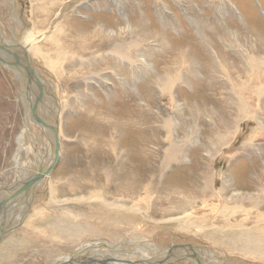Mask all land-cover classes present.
Instances as JSON below:
<instances>
[{"label":"rangeland","instance_id":"374dc122","mask_svg":"<svg viewBox=\"0 0 264 264\" xmlns=\"http://www.w3.org/2000/svg\"><path fill=\"white\" fill-rule=\"evenodd\" d=\"M232 1L235 3V7L237 6V12L233 11L227 17L229 13L227 14L223 10L220 11L221 4L217 5L216 0H0V43L5 48L4 56L14 62L19 61L17 65L22 73L27 69L31 73L30 68L26 64L29 60L33 63L32 66H36L43 78L53 83L51 90L46 88L45 93L48 96L46 95L43 98L44 100H41V103L38 102L39 105L37 104L34 107H36L38 115L49 122L57 120L55 114H57L59 107L61 120L59 118L60 126L56 128V135L62 150L59 159L54 161L57 164L53 167L54 163L50 164L47 158V156H54L53 149L55 147L50 141L54 137L52 128H46L48 131H45L47 132H41L38 125H35L34 122L31 124L32 130L36 132V135L43 137L46 135L41 144L33 143L31 141L33 136L29 138V134H25V131L22 132L26 126L24 107H28L27 109L29 110L32 109L31 106L33 105L30 98L32 87L28 84L27 78L18 75L20 72L14 66L13 70L9 66L6 68L0 61V186L12 184L11 181L17 177V163L14 157L17 155L18 149L21 155V157H18L19 161L21 159V161L27 162L25 168L30 173L35 170L34 168L38 167L34 164V160L37 157L41 158L40 155L46 157L44 164L49 163L43 169L46 176L42 179L43 181L41 180L40 185L38 184L39 186L35 187L36 192L34 191L35 194H33L31 200L26 201L27 199H23L20 203H15L16 205L14 204L15 200H10L7 205L9 206L11 203L12 205L9 208L8 206H6L7 209L0 208L1 211H5V214L2 215L3 217L0 216L1 227L5 226L4 230L8 227L14 228L12 231H7L6 233H9L5 234L2 237L3 239L0 238V264H50L55 261L58 262L59 259L62 260L63 257L66 258L83 243L97 239L96 236L104 238L105 241L119 242L124 238H129V235L134 231V236L143 238L139 239V241L150 242V240H153V244H157L160 247L172 248L183 243L200 246L204 252L201 258L207 257V259H203L204 264L214 263L208 257L209 250L215 252L218 259L222 261L220 262L221 264H264V262H254L255 260L248 256H243L239 252L225 248L223 250V246H215L208 240L212 236L211 234L204 237L207 230L211 227L221 228L236 224L235 228H238V226L249 228L254 224H264V221L260 219L261 214L264 216V205H261L260 210L253 207L254 200L252 199H254V195H252V192H257L258 189L251 178L253 169L256 168L254 173L262 177L261 180L263 182H257L259 188L261 186L260 191L264 194V97L259 104L254 88L248 86V89L246 87L242 89L239 81H237L240 73L250 72L249 68L245 71V66L251 63L250 56L253 53H259L258 50H253V44H256L254 49L258 46L260 50L262 49L259 42L254 41V38L264 37V30L255 31L248 26L246 28L244 24H260L264 28V0ZM160 10H162L164 16L160 13ZM165 10L167 11L164 12ZM124 13L127 18H124ZM126 19L132 20L129 21L133 25H135V22L137 25L139 24L138 26L135 25L137 29L134 28V32H128V29H126L128 22ZM198 22H201L200 25ZM100 24L101 26L104 25L103 31L105 32L100 31L97 26ZM56 27L59 28L57 29ZM106 27L109 28L107 29ZM109 29H117L118 31L116 30L117 33L110 34ZM30 32L40 34L43 39L40 38L34 44V47L28 50L24 45V36ZM54 32L59 33V36L61 34V49L48 53L52 61L47 63L36 55L34 48L39 45L44 52L50 51L51 49L46 46V40ZM97 33L99 36H96ZM139 35H143L144 39L148 37L150 40L147 41L153 43V48L148 51L147 55L149 60L151 59L150 62L152 61L151 63L154 62L155 64L152 68H141V74L145 75L144 78L149 75L154 80L162 79L159 83H153L154 85L150 83L149 90L144 89L148 79L143 80V78V81L135 83L134 79L131 78L132 72L126 70L127 66L122 63L118 67V63H115L116 59L120 60L128 52L133 54L136 52L135 54H137L136 47L144 40L142 36L139 38ZM101 39L106 46L99 50L103 42ZM145 42L146 39L144 44ZM149 42H146V44L150 45ZM127 47L132 48L130 49L131 51L127 50L129 49ZM218 49L219 51L223 50L221 51L222 53L220 52L223 60L221 63L213 57V54L217 53ZM115 54L118 56L116 57ZM94 55L97 56L95 57ZM183 56L188 58L187 64L182 65L179 70L178 64L181 63ZM62 62L66 66L61 64ZM227 66L231 69L232 77H235L232 79L230 75L232 83L225 75L227 71L224 68ZM169 68L172 75H177V77L184 70L185 72L182 71L178 81L182 83L184 77H189L191 84H184L183 82L185 85L183 86L177 81V85H175L176 83L172 84V86L168 85L164 81H167L166 73ZM208 69L210 70L208 71ZM116 72H119L127 80L125 92ZM212 73L213 76H211ZM76 74L79 75L77 76ZM106 74L109 77L111 76L110 78L112 79L109 82L111 85L107 83L108 86L105 83ZM28 77L31 76L29 75ZM112 81L114 82L113 85ZM134 84L137 87L136 93ZM211 84L212 86L210 87ZM40 85H37L38 91ZM169 86L172 90L169 89ZM201 86L208 88L210 90L209 93L217 96L219 102H215L216 98L210 100L207 98L210 102L199 104L192 102L189 104V100V105L186 103L187 107L181 110V113L179 110L173 109L174 105L170 100L171 93L174 94L175 92L176 97L183 101L182 99L186 95L193 96L194 92L199 91L198 87L201 88ZM162 90L165 92H162ZM26 95L29 96V100L27 99L25 105L23 96ZM136 95L137 98L135 97ZM165 95L167 96L165 97ZM237 95L246 97V100L249 101L255 111L258 110V106L262 105L259 117H253L251 112L248 114L246 112L241 113L238 110L237 98H235ZM30 100L31 103H29ZM147 105L150 108L149 110ZM141 107L143 110H148V113L149 111L153 112V116L151 114L154 123L151 131L153 137L151 136L147 141V145H142L141 142H138V139H132L131 131L125 123L132 117H136L135 119L138 120V115L141 112L143 113ZM45 108L48 109V113L45 112ZM255 111L252 112L255 113ZM177 112L179 115H177ZM148 113L146 116H148ZM120 114H124V117ZM34 115L35 113H32V116ZM118 115L120 116L118 117ZM179 118H182V121ZM175 119L179 121L177 126L173 124ZM28 120L31 121L30 119ZM118 121L122 123L118 124ZM142 125H146V123ZM174 127H177V134L174 135L173 139L175 140H171L169 138L171 130L169 129ZM20 132L25 135L26 143H24V147L25 145H33V153L28 152L29 149L27 150V148H20L18 138L23 136L19 135ZM226 136L228 139H225ZM245 139L247 140L245 141ZM220 145H222L221 148ZM142 149L144 153L148 152L146 154L149 155V159L147 157V160L138 159V157H144L143 154L141 155L143 153ZM133 153L136 158H133ZM171 155L174 156L171 157ZM260 160L262 161L259 162ZM133 165L137 169L135 170L136 177H141V180L150 174L147 181L151 188H149L148 192L142 188L138 189L137 196H134V202L132 204L127 202L128 206L137 207V209H127L121 204H108V202H115L117 198H122L117 196L116 192V190L120 189L119 187L124 188V185L120 186L118 183V180L119 182L124 180L121 175L123 173L120 172L127 168L126 173L130 175L131 171H129L128 167ZM145 168L147 169L145 170ZM225 175L232 182L231 188L227 187V193L231 195L232 190L237 189L240 193H247L244 196L245 199H239V201L231 200L230 196L223 191L222 182ZM88 181H91L90 184L94 183L98 187H103L99 191L104 195L100 200H92L93 203L75 196L76 191L73 186L84 185ZM207 182L210 183V188H213L212 191L216 196H211ZM41 184L43 185L41 186ZM118 191L120 192V190ZM262 192L259 193L262 194ZM65 194L68 196H64ZM81 194L83 193H80V196ZM221 194L223 195L221 196ZM58 195L62 197L55 198ZM82 196H85V194ZM207 198H210V200ZM56 200L62 201L56 202ZM225 204L226 208L224 207ZM58 205H61V207ZM48 206L49 208L52 207L49 209ZM229 206H231V209L237 208L236 213L230 211ZM94 207L97 211H94ZM165 207L175 209L171 213L165 214ZM245 208L250 212L248 215L251 217V221L243 220L247 217L246 213L243 212ZM9 209L10 211L8 212ZM221 211H224L222 216ZM6 214L8 217L6 216L5 218ZM257 214L258 217H255ZM33 215L35 216L32 217ZM185 215L186 218L188 217V222H186ZM229 215L232 218L230 225L228 223V225L224 224V218L219 223L217 222V218L228 217ZM81 216L84 217L81 218ZM176 216L181 217L179 224L181 225L183 222L182 225L185 227L180 228L176 220L170 219ZM78 217L79 220L77 219ZM161 217H165L167 220H161ZM62 219L65 221H63L64 224L61 222ZM46 220H51V222ZM115 223L119 225L117 226ZM215 223L217 224L214 225ZM61 227L73 228L80 231V233L74 232L76 234H74L73 240L68 239L57 233L56 229ZM117 228L118 231L121 229L120 232L116 231ZM90 233L93 238H90ZM95 233H98V235H95ZM86 237L89 238L86 239ZM71 240L72 242H70ZM57 242L58 244H56ZM136 244L147 246L138 242ZM204 249L207 251H204ZM92 251L89 250V253ZM244 257H248V259ZM127 258H130V254H127ZM138 258L132 256L130 259ZM184 264L197 263L196 260L194 261V259L190 258V262Z\"/></svg>","mask_w":264,"mask_h":264},{"label":"bare ground","instance_id":"6f19581e","mask_svg":"<svg viewBox=\"0 0 264 264\" xmlns=\"http://www.w3.org/2000/svg\"><path fill=\"white\" fill-rule=\"evenodd\" d=\"M217 1V5L220 3L221 4V8L219 9L220 11L221 10H223L225 13H229L228 15H227V17L230 15V14H232V12L234 11L235 13L237 12L236 11V7H235V3L232 1V0H216ZM211 2H213V1H211ZM64 3V2H63ZM162 3V2H161ZM177 3V2H176ZM214 3V2H213ZM206 4V3H205ZM204 4V5H205ZM219 4V5H220ZM213 5H215V4H213ZM59 6H61V5H59ZM162 6H163V4H162ZM211 6V5H210ZM125 7V6H124ZM109 8V7H108ZM214 8V7H213ZM217 8V7H216ZM215 8V9H216ZM219 8V7H218ZM158 9V8H157ZM122 10V9H121ZM169 10V9H168ZM167 10H165L164 12H166ZM202 11V10H201ZM170 12V11H169ZM218 12V11H217ZM242 12V11H241ZM160 13L164 16V13L162 12V10H160ZM143 15V14H142ZM54 16V15H53ZM217 16V15H216ZM242 17V16H241ZM124 18H127V15L124 13ZM161 18H163V17H161ZM224 18V17H223ZM164 19V18H163ZM162 19V20H163ZM197 19V18H196ZM126 20H128V22H127V28L126 29H128V32H134L135 30H133L136 26L135 25H137L136 24V22H135V25H133V24H131V22L130 21H132V20H130V19H126ZM130 20V21H129ZM141 20V19H140ZM217 20H218V18H217ZM149 21V20H148ZM198 21V20H197ZM145 22V21H144ZM202 22V21H201ZM200 22V23H201ZM224 22V21H223ZM63 23V22H62ZM121 23V22H120ZM170 23V22H169ZM199 23V22H198ZM200 23H199V25H200ZM204 23V22H203ZM202 23V24H203ZM32 24V23H31ZM119 24V23H118ZM150 24V23H149ZM210 24H212V23H210ZM209 24V25H210ZM228 24V23H227ZM263 24V23H262ZM261 24V25H262ZM139 25V24H138ZM137 25V26H138ZM195 25V24H194ZM245 25V27L246 26H248L249 28H253L255 31H260V30H264V28H262L261 26H260V24H249V25H247V24H244ZM61 26V25H60ZM63 26V25H62ZM98 27H99V29H100V31H103L104 30V25H102L101 26V24L100 25H97ZM143 26V25H142ZM216 26V25H215ZM195 28H196V25L194 26ZM193 27V28H194ZM57 28V27H56ZM55 28V29H56ZM59 28V27H58ZM57 28V29H58ZM107 28V27H106ZM105 28V29H106ZM109 28V27H108ZM107 28V29H108ZM113 28V27H112ZM115 28V27H114ZM178 28V27H177ZM247 28V27H246ZM248 28V29H249ZM56 29V30H57ZM97 29V28H96ZM118 29V28H117ZM116 29V30H117ZM124 29V28H123ZM135 29H137V28H135ZM55 30V31H56ZM116 30H114V29H109V32H110V34L112 33V34H114L115 32H116ZM26 31H28V30H26ZM31 31H34V30H31ZM43 31V30H42ZM118 31V30H117ZM198 31V30H197ZM103 32H105V31H103ZM124 32V31H123ZM199 32V31H198ZM93 33H95L94 31H93ZM101 33V32H100ZM117 33V32H116ZM154 33V32H153ZM203 33V32H202ZM249 33H251V32H249ZM42 34V33H41ZM102 34V33H101ZM259 34V33H258ZM117 35V34H116ZM60 36H61V34H60ZM59 36V33H53V34H51V36H49V37H47V44H46V46L47 47H49V49H51L50 51H48L47 50V52H44L41 48H40V46L39 45H37L35 48H34V52H35V50H36V55L37 56H39L40 58H42L45 62H47V63H49V62H51L52 61V59H51V57L49 56V54L48 53H50V52H52L53 50H58V49H61V44H60V37ZM96 36H99L98 35V33H97V35ZM121 36V35H120ZM140 36H142L143 37V35H139V38H140ZM41 37H43V36H41L40 34H35V33H32V32H30L29 34H27V35H25L24 36V45H25V47L29 50V49H32L33 47H34V44L36 43V42H38V40L41 38ZM122 37V36H121ZM165 37V36H164ZM166 38V37H165ZM41 39H43V38H41ZM143 39H144V37H143ZM146 39V42H149V41H147V40H150L148 37L147 38H145ZM145 39L142 41V43L139 45V46H137L136 47V45H135V47H136V49H137V54H133L132 52H128V54L126 53V55L124 56V57H122V58H120V60H117L116 59V62L115 63H118V67L119 66H121L122 65V63L123 64H125L126 66H127V69L126 70H129V71H131L132 73V76H131V78L132 79H134V82L136 83L137 81L138 82H141V81H143V80H145V79H148V83L146 84V86H145V88L144 89H150V83H159L160 82V80H162V79H156V80H154L153 79V77L152 76H149L148 75V77H146V78H144L145 77V75H143V74H141L142 73V71H141V68H152L155 64H154V62L153 63H151L150 62V60H149V57H148V55H147V53H148V51H151L152 50V48H153V43H150V45H147L146 44V42H145V44H144V41H145ZM213 39V38H212ZM102 40V39H101ZM119 40V39H118ZM140 40V39H139ZM103 41V40H102ZM167 41V40H166ZM254 41H257V42H259V44H260V46H261V50H260V48H259V46L257 47V48H255L254 49V47L256 46V44H253V50H258L259 51V53H253L252 54V56H250V58H251V63H249V64H247L246 66H245V68H246V70L245 71H247V69L249 68V73H246L245 72V74H243V73H240L239 74V76H238V78H237V81H239V83H240V86H242L241 88L243 89V88H245L246 87V89H248V86H251V87H253L254 88V90H255V94L258 96V99H259V104H260V101L263 99V97H264V37L263 36H260V38H258V37H255L254 38ZM106 42V41H105ZM111 42H113V41H111ZM215 42V41H214ZM214 42H212V43H214ZM216 43V42H215ZM223 43V42H222ZM108 44H109V42H108ZM211 44V43H210ZM224 44V43H223ZM132 45V44H131ZM131 45H130V47H131ZM161 45V44H160ZM160 45H158V46H160ZM219 45H222V44H219ZM229 45V44H228ZM252 45V44H251ZM104 46H106V44L104 43V41L102 42V45H101V47L99 48V50H102L103 48H104ZM218 46V45H217ZM130 47H127V48H129V49H127V50H130V49H132V48H130ZM162 47V46H161ZM211 47H212V45H211ZM219 47V46H218ZM226 48H227V46H226ZM224 49V48H223ZM4 50V51H3ZM112 50H114V49H112ZM119 50V49H118ZM116 51H117V49H116ZM120 51V50H119ZM131 51V50H130ZM133 51V50H132ZM221 51H223V50H221ZM221 51H219V49H218V52L217 53H215V54H213L214 56L213 57H215V60L217 59L218 61H220V63H221V61H223L222 59H221ZM118 52V51H117ZM122 52V51H121ZM221 52V53H220ZM4 53H5V48L3 47V45L0 43V60L1 59H3V60H1V61H5V60H10V58L8 59V57H6V56H4ZM17 53H19L18 51H17ZM101 53V52H100ZM103 53V52H102ZM106 53V52H105ZM116 53V52H115ZM120 53V52H119ZM187 53V52H186ZM252 53V52H251ZM250 53V54H251ZM96 54V53H95ZM183 54H185V53H183ZM236 54V53H235ZM21 55H23L24 56V54H22L21 53ZM93 55V54H92ZM105 55V54H104ZM116 55V54H115ZM138 55V56H137ZM150 55V54H149ZM189 55V54H188ZM210 55V54H209ZM212 55V54H211ZM223 55V54H222ZM3 56H4V58H5V60H4V58H3ZM95 56V55H94ZM97 56V55H96ZM95 56V57H96ZM101 56V55H100ZM118 55H116V57H117ZM104 58H105V56H103ZM99 58V57H98ZM210 58V57H209ZM23 59V58H22ZM31 59V58H30ZM35 59V58H34ZM77 59V58H76ZM83 59V58H82ZM85 59V58H84ZM187 57H182V59H181V63L180 64H178L179 65V70H180V67L182 66V65H185V64H187ZM213 59V58H212ZM211 59V60H212ZM243 59V58H242ZM86 60V59H85ZM91 60V59H90ZM95 60H97V59H95ZM101 60V59H100ZM196 60V59H195ZM195 60H193V61H195ZM230 60V59H229ZM246 60V59H245ZM12 61V60H11ZM108 61V60H107ZM26 62V61H25ZM80 62H82V61H80ZM92 62V61H91ZM95 62V61H94ZM103 62V61H102ZM101 62V63H102ZM104 62H106L105 60H104ZM103 62V63H104ZM180 62V61H179ZM191 62V61H190ZM189 62V63H190ZM199 62V61H198ZM197 62V63H198ZM225 62V61H224ZM17 63H19V61H17L16 62V65L14 66V68L16 69V70H18L19 71V66L17 65ZM24 63V62H23ZM83 63V62H82ZM82 63H81V66H82ZM96 63H97V61H96ZM174 63V62H173ZM191 63H193V62H191ZM241 63V62H240ZM248 63V62H247ZM4 64V67H6L7 68V66H9L12 70H13V66H11V65H9V64H5V63H3ZM21 64H22V62H21ZM26 64L28 65V67L30 68V70H31V73L30 72H28L27 70H29V69H27V70H25V72L24 73H22L21 71H19L20 73L18 74V75H21V76H23V77H25V78H27L28 79V84L32 87V90L30 91V94H31V99H32V109H27L26 107H24L25 108V118H26V126L23 128V130H22V132L23 131H25V134H29L28 135V137L29 138H32V136H33V139L31 140L33 143H38V144H41L43 141H44V137L46 136H38V135H36V132H34L33 130H32V127H31V124L34 122L35 123V125H38L39 126V128L41 129V132H47L48 130V128L47 129H45L44 127H43V125L41 124V126L39 125L40 123H39V121L37 120V117L34 115V116H32V113H34L33 112V110L36 108V107H34V106H37V104H38V102H42L44 99L43 98H45V96L47 95L46 93H45V91H46V88L48 89V90H51L52 89V87H53V83L51 82V81H48V80H46L45 78H43V76L38 72V70H37V68H36V66H32L33 65V63H31L29 60L26 62ZM61 64H63V62L61 63ZM99 64V63H98ZM177 64V63H176ZM175 64V65H176ZM195 64H196V62H195ZM194 64V66H196ZM199 64V63H198ZM211 64V63H210ZM219 64V63H218ZM63 65H65V64H63ZM86 65V64H85ZM93 65H95L94 63H93ZM92 65V66H93ZM157 65V64H156ZM173 65V64H172ZM191 65V64H190ZM200 65V64H199ZM235 65V64H234ZM242 65V64H241ZM244 65V64H243ZM253 65V66H252ZM32 66V67H31ZM66 66V65H65ZM90 66V65H89ZM89 66H88V68H89ZM170 66V65H169ZM192 66V65H191ZM237 66V65H236ZM61 67V66H60ZM210 67V66H209ZM222 67V66H221ZM238 67V66H237ZM58 68V67H57ZM95 68V67H94ZM100 68V67H99ZM173 68V67H172ZM189 68H191V67H189ZM75 69V68H74ZM80 69V68H79ZM83 69H84V66H83ZM90 69V68H89ZM104 69V68H103ZM196 69V68H195ZM212 69H214V68H212ZM227 72H226V76H227V78H228V80L231 82V77H232V75H231V73H230V70L231 69H229V67L227 66L226 68H224ZM238 69H239V67H238ZM94 70V69H93ZM124 70V69H123ZM151 70V69H150ZM210 69H208V71H209ZM61 71V70H60ZM74 71V70H73ZM81 71V70H80ZM86 71H87V69H86ZM178 71V70H177ZM182 71H184V70H182ZM182 71L180 72V75H179V73H178V75H179V77L181 76V73H182ZM236 71H237V69H236ZM62 72V71H61ZM75 72V71H74ZM93 72V71H92ZM98 72V71H97ZM103 72V71H102ZM114 72V71H113ZM174 72V71H173ZM185 72V71H184ZM30 73V74H29ZM108 73V72H107ZM186 73H188V72H186ZM192 73V72H191ZM196 73V72H195ZM211 73V72H210ZM214 73V72H213ZM213 73H212V75L211 76H213ZM216 73V72H215ZM218 73H220V72H218ZM102 74H104V73H102ZM109 74V73H108ZM167 74V81H164V82H166L168 85H171L172 86V84H175V85H177L178 84V82L180 83V81H178L179 80V77H177V75H172V72H170V68L168 69V72L166 73ZM193 74V73H192ZM31 76V77H28V76ZM71 75V74H70ZM77 75V74H76ZM79 75V74H78ZM77 75V76H78ZM88 75V74H87ZM99 75V74H98ZM116 75L120 78V81H121V85H122V87H123V91L125 92L126 90H125V84H126V82H127V80H126V78H124L119 72H116ZM204 75H205V73H204ZM230 75H231V77H230ZM234 75V74H233ZM58 76V75H57ZM60 76V75H59ZM58 76V77H59ZM68 76V75H67ZM100 76H102V75H100ZM106 78H105V83H106V85H107V83L108 84H110L109 82H111V76L109 77L107 74H106ZM158 76V75H157ZM186 76V75H185ZM187 76H188V74H187ZM215 76H217V74H215ZM221 76V75H220ZM61 77V76H60ZM63 77V76H62ZM64 77H66V76H64ZM73 77H74V75H73ZM98 77V76H97ZM160 77V76H159ZM166 77V76H165ZM176 77V78H175ZM182 77H184V76H182ZM71 78V77H70ZM82 78V77H81ZM144 78V79H143ZM224 78V77H223ZM235 78V77H234ZM233 77H232V79H234ZM75 79V78H74ZM77 79V78H76ZM80 79V78H79ZM100 79V78H99ZM102 79V78H101ZM143 79V80H142ZM211 79H212V77H211ZM217 79V78H216ZM64 80H65V78H64ZM140 80V81H139ZM164 80V79H163ZM181 80V79H180ZM90 81V80H89ZM129 81V80H128ZM133 81V80H132ZM178 81V82H177ZM183 82H184V84L185 83H190L191 84V81L189 80V77L187 78V77H184L183 78V80H182ZM197 81V80H196ZM62 82H64V81H62ZM113 82V81H112ZM130 82V81H129ZM183 82L182 83H180L181 85H183V86H185L184 84H183ZM74 83V82H73ZM102 83V82H101ZM104 83V84H105ZM165 83V84H166ZM213 83V82H212ZM232 83V82H231ZM38 84H41L38 88H39V91H38V89H37V85ZM57 84H59V83H57ZM72 84V83H71ZM76 84V83H75ZM88 84H90V83H88ZM99 84V83H98ZM114 84V82L112 83V85ZM164 84V85H165ZM111 85V84H110ZM140 85V84H139ZM154 85V84H153ZM207 86H208V84H206ZM205 85V86H206ZM214 85V84H213ZM231 85V84H230ZM233 85V84H232ZM68 86V85H67ZM108 86V85H107ZM193 86V85H192ZM206 86V87H207ZM212 86V84L210 85V87ZM217 86V85H216ZM226 86H228V85H226ZM127 87V86H126ZM163 87H165V86H163ZM170 87V86H169ZM178 87V86H177ZM181 87V86H180ZM186 87H187V85H186ZM206 87H203V86H201V88L200 87H198V90L199 91H197V92H194V95L193 96H187L186 95V97L185 98H183L182 100L183 101H181V100H179L177 97H176V93L174 92V94H172L171 93V95H170V100L173 102V105H174V108L173 109H176V110H179V112L181 111V110H183V109H185V107H187L186 106V103H187V105H189V104H191L192 102H197L198 104L199 103H206V102H210L209 100L210 99H214V98H216V101L215 102H219V99H218V97L217 96H213V95H211L210 93H209V89L207 88L206 89ZM115 88H116V86H115ZM154 88V87H153ZM161 89H162V87H160ZM166 88V87H165ZM233 88V87H232ZM170 90H172L171 89V87L169 88ZM168 89V90H169ZM179 89V88H178ZM181 89H184V90H186L185 88H181ZM188 89V88H187ZM213 89V88H212ZM215 89V88H214ZM41 90V91H40ZM134 90H135V93L137 92V87H136V85L134 84ZM133 90V91H134ZM153 90H155V89H153ZM152 90V91H153ZM165 90V89H164ZM233 90V89H232ZM56 91V90H55ZM132 91V90H131ZM139 91V90H138ZM166 91V90H165ZM165 91H163L162 90V92H165ZM193 91V90H192ZM213 91V90H212ZM215 91V90H214ZM243 91V90H242ZM88 92V91H87ZM166 93H168V92H166ZM246 93V92H245ZM66 94V93H65ZM79 94V93H78ZM125 94V93H124ZM157 94V93H156ZM183 94V93H182ZM192 94V93H191ZM226 94V93H225ZM135 95V94H134ZM169 95V94H168ZM180 95V94H179ZM222 95V94H221ZM231 95H232V93H231ZM48 96V95H47ZM128 96V95H127ZM159 96V95H158ZM163 96H164V93H163ZM167 95H165V97H166ZM178 96V95H177ZM227 96V95H226ZM252 96V95H251ZM51 97V96H50ZM56 97V96H55ZM136 98H137V95L135 96ZM222 97H223V95H222ZM234 97V96H233ZM23 98H24V101H25V105H26V102H27V99L29 100V96H23ZM144 98V97H143ZM180 98V97H179ZM207 98H209V100H207ZM235 98H237V103H238V110L242 113V112H246L247 114L249 113V112H251L252 113V115H253V117H259V112L260 111H262V105L261 106H258V110H253V107H252V105L249 103V101H247L246 100V97H244L243 95H237V97H235ZM56 99H57V97H56ZM199 99H201V100H199ZM224 99V98H223ZM230 99V98H229ZM42 100V101H41ZM124 100V99H123ZM169 100V101H170ZM190 100V103L188 102ZM200 102H199V101ZM226 100V99H225ZM228 100V99H227ZM231 100V99H230ZM256 100V99H255ZM23 101V102H24ZM122 101V100H121ZM142 101V100H141ZM146 102V101H145ZM151 102V101H150ZM149 102V103H150ZM155 102V101H154ZM213 102V101H212ZM233 102H234V100H233ZM253 102V101H252ZM257 102V101H256ZM29 103H31V100H30V102ZM29 103H28V105H29ZM143 103H144V101H143ZM189 103V104H188ZM214 103V102H213ZM255 103V102H254ZM44 104V103H43ZM42 104V105H43ZM146 104V103H145ZM145 104H143L144 106H145ZM160 104V103H159ZM232 104V103H231ZM236 104V103H235ZM39 105V104H38ZM142 105V104H141ZM47 108H49L47 105H45ZM125 106H127V105H125ZM148 106V105H147ZM160 106V105H159ZM43 107V106H42ZM57 107H58V105H57ZM130 107V106H129ZM257 107V106H256ZM256 107H254V108H256ZM146 108V107H145ZM264 108V107H263ZM46 109V108H45ZM141 109H142V111H143V113L141 112V111H139V112H141L140 113V115H138L139 116V118H138V120L137 119H135L134 117H132V118H130L129 120H128V122L127 121H125V123H126V126H127V128H129L130 129V131H131V138L132 139H138L139 141L138 142H141L142 143V145L143 144H148L147 143V141L151 138V136L153 137V135H151V131H152V129H153V112H151V111H149V113H148V110L150 109L149 108V106H148V110L146 111V110H143V108L141 107ZM158 109V108H157ZM161 109V108H160ZM47 110L48 109H46V113H48L47 112ZM123 110V109H122ZM133 110V109H132ZM159 110V109H158ZM157 110V111H158ZM53 111V110H52ZM214 111V110H213ZM252 111H255V113H253ZM128 112V111H127ZM54 113H55V111H54ZM119 113V112H118ZM147 113H148V116H146L147 115ZM181 113V112H180ZM59 107H58V109H57V114H55V116L57 117V120H55V121H53V122H49L48 120H45V122H46V124L49 126V127H52V131L53 132H55L54 131V129L53 128H57L58 126H60L59 125ZM144 114V115H143ZM151 114H152V116H151ZM45 115V114H44ZM120 115H122V114H120ZM120 115H118V117L120 116ZM124 115V114H123ZM122 115V116H123ZM126 115V114H125ZM130 115V114H129ZM136 115V116H137ZM177 115H179L178 114V112H177ZM182 115V114H181ZM43 116V115H42ZM132 116H133V114H132ZM124 117V116H123ZM177 118V117H176ZM28 119H30L31 121H29ZM35 119V120H34ZM126 119V118H125ZM180 119V118H179ZM182 119V118H181ZM180 119V120H181ZM184 119V118H183ZM258 119V118H257ZM60 120H61V118H60ZM119 120V119H118ZM122 120H124V119H122ZM222 120H224V119H222ZM254 120V119H253ZM171 121V120H170ZM169 121V122H170ZM182 121V120H181ZM178 119H175V121H174V125L176 124V126L177 125H179L178 124ZM264 122V121H263ZM122 122H120V121H118V124H121ZM144 123H146V125H142V124H144ZM184 123V122H183ZM165 125V124H164ZM182 126V125H181ZM181 126H179V127H181ZM184 126V125H183ZM163 127V126H162ZM226 127V126H225ZM171 128V127H170ZM175 128V129H174ZM173 129H169V130H171V132H170V134H169V138L172 140L173 138H174V135L175 134H177V127H174ZM261 128V127H260ZM201 129V128H200ZM263 129H264V127H263ZM45 130H47V131H45ZM237 130V129H236ZM255 130V129H254ZM22 132H20V134L19 135H23V133ZM179 132V131H178ZM258 132V131H257ZM261 132V131H260ZM159 133V132H158ZM180 133V132H179ZM229 133V132H228ZM254 133V132H253ZM43 134V133H42ZM41 134V135H42ZM48 134V133H47ZM54 134V137L52 138V139H50V141H51V143H53L54 144V147H58V144H59V153H58V159H59V157H60V155H61V144H60V141H59V139H58V137H57V135H56V132L55 133H53ZM167 134V133H166ZM235 134H237V133H235ZM18 135V136H19ZM220 135V134H219ZM256 135V134H255ZM257 136V135H256ZM166 137H167V135H166ZM217 137V136H216ZM250 138V140H251V136L249 137ZM248 138V139H249ZM163 139V138H162ZM225 139H228L227 138V136H226V138ZM232 139H233V137H232ZM18 140H19V143H20V148H27V150H28V152H32L33 153V145H29V146H26L25 145V147H24V143H26L25 142V135H23V136H20V138H18ZM46 140H47V138H46ZM173 140H175V139H173ZM177 140H179V139H177ZM183 140V139H182ZM247 139H245V141H246ZM253 140V139H252ZM255 140V139H254ZM145 141H146V143H145ZM155 142V141H154ZM50 143V144H51ZM135 143V142H134ZM150 143H152V142H150ZM214 143V142H213ZM225 143V142H224ZM248 143V142H247ZM255 143V142H254ZM253 143V144H254ZM136 145V144H135ZM146 145H145V147H146ZM43 146V145H42ZM152 146V145H151ZM221 146L222 145H220V148H221ZM53 147V146H52ZM55 148V150L57 151L58 150V148ZM134 147V146H133ZM136 147V146H135ZM167 147V146H166ZM189 147V146H188ZM242 147H243V145H242ZM138 148H139V146H138ZM169 148V147H168ZM49 149V148H48ZM141 149V148H140ZM145 149V148H144ZM54 150V149H53ZM146 150L148 151V149L146 148ZM155 150V149H154ZM186 150V149H185ZM221 150V149H220ZM250 150V149H249ZM129 151V150H128ZM142 151H143V149H142ZM150 151V150H149ZM171 151V150H170ZM248 151V150H247ZM40 152H41V150H40ZM125 152H126V150H125ZM241 152V151H240ZM138 153V152H137ZM140 153H141V151H140ZM146 153H148V152H145L144 153V151H143V153H141V155L143 154L144 155V157L143 158H141V157H138V159H143V160H147L146 159V157L149 159V155L148 154H146ZM41 154H42V152H41ZM48 154V153H47ZM136 154V153H135ZM35 155V154H34ZM117 155V154H116ZM127 155H128V152H127ZM139 155V154H138ZM216 155H217V153H216ZM30 156V155H29ZM46 156V155H45ZM132 156H133V158H136L135 156H134V153L132 154ZM172 156H174V155H171V157ZM221 156V155H220ZM230 156V155H229ZM18 157H21V155H20V152H19V149H18V152H17V155L14 157V160L16 161V163H17V171H16V173H17V177H16V179H14L13 181H11L12 182V184L10 183V184H3V185H1L0 186V208H6V206H8L7 204H9V202H10V200H15V202H14V204L15 203H20L23 199H27L26 201H28V200H31V198L33 197V194H35L34 193V191H35V187L39 184V183H41L43 180V178L46 176L45 175V172H43V169L44 168H46L45 166H46V164H51L52 162L54 163V161L56 160V157L55 156H51V157H48L47 156V158L49 159V163H45L44 164V161L46 160V157H44V155H40V157L41 158H34L35 160H34V164H36L38 167L37 168H34L35 170H33V172H29V170L28 171H26V168H25V166L27 165L25 162H23V161H21V159H20V161H19V158ZM116 157V156H115ZM128 157L130 158V155H128ZM166 157V156H165ZM234 157V156H233ZM227 158H228V156H227ZM47 159V160H48ZM214 159V158H213ZM253 159V158H252ZM31 160V159H30ZM131 161V160H130ZM134 162H136V161H134ZM115 163V162H114ZM143 163H144V161H143ZM137 164H138V162H137ZM170 164V163H169ZM30 166V165H29ZM229 166V165H228ZM29 168V167H28ZM129 168V171H131V174L130 175H128V173H126V169L125 170H123V171H121L120 173H123V174H121L122 175V177L124 178V180L123 181H121V182H119V180H118V183L120 184V186L121 185H124V188L122 189L121 187H119L120 189H118V190H120V192L118 191V190H116V192H117V196H119V197H122V198H117L116 199V201L115 202H108V204H113V205H115V204H121V205H123V206H125V208H127V209H137V207H130V206H128V203H130V204H132L133 202H134V200H135V197L137 196V190L138 189H144L145 191H149V188H151L149 185V183H148V181H147V178H148V176L150 175H148L147 177H143L144 179H142L141 180V177H136V174H135V170H137L135 167H134V165L133 166H129L128 167ZM144 169V168H143ZM147 168H145V170H146ZM254 170H256V168L255 169H253V175L251 176V178L253 179V182H255V184H256V186H257V192H252V195H254V199H252V200H254V206L253 207H255V208H257V210H260L261 209V205H264L263 203H264V194H263V192L262 191H260L261 189V186H260V188H259V185H258V182L257 181H262L261 179H262V177L261 176H258L256 173H254V172H256V171H254ZM103 171V170H102ZM4 173V172H3ZM211 174V173H210ZM226 174V173H225ZM124 175H125V177H124ZM27 177H29V178H27ZM47 178V177H46ZM203 179H204V177H203ZM42 180V181H41ZM48 180V179H47ZM51 180V179H50ZM204 181H206V180H204ZM52 182V181H51ZM51 182H49L50 184H52ZM54 182V181H53ZM90 182L91 181H88V182H86V183H84V185H82V184H80V185H76V186H73L74 187V190L76 191V193H75V196L76 197H79V198H81V199H83L84 201H92V200H100L101 198H102V196L104 195V194H102L99 190L100 189H103V187H98L96 184H94V183H92V184H90ZM263 182V181H262ZM213 183V182H212ZM207 184H208V188L210 189V193H211V196L212 197H214V195H215V193H213V191H212V189L210 188V183L209 182H207ZM232 184V182H231V180L225 175V177H224V179H223V182H222V189H223V191L228 195V196H230V198H231V200L232 199H234V201H239V199H245L244 198V196H246L245 194H247V193H240L237 189H233L232 190V194L231 195H229L228 193H227V187H230V185ZM9 185V186H8ZM40 185V184H39ZM38 185V186H39ZM43 184H41V186H42ZM136 185H139V186H137L136 187ZM264 185V184H263ZM6 186H8V187H6ZM20 186H23V187H20ZM211 186H212V184H211ZM57 187V186H56ZM107 188H108V186H106ZM105 187V188H106ZM39 188V187H38ZM50 189H51V187H49ZM65 188H66V186H65ZM231 188V187H230ZM264 188V187H263ZM263 188H262V190H263ZM40 189H42V188H40ZM39 189V190H40ZM45 189V188H44ZM43 189V190H44ZM110 189H112V188H110ZM221 189V190H222ZM122 190V191H121ZM50 191V190H49ZM171 191V190H170ZM264 191V190H263ZM36 192V191H35ZM70 192V191H69ZM259 192H262V194L261 193H259ZM80 193H83V194H81V196H80ZM171 193V192H170ZM225 193H223V194H225ZM85 194V196H82V195H84ZM109 194V193H108ZM223 194H221V196L223 195ZM113 195V194H112ZM64 196H68L67 194H65ZM106 196V195H105ZM111 196V195H110ZM115 196V195H114ZM135 196V197H134ZM216 196V195H215ZM226 196V195H225ZM40 197V196H39ZM62 196H56L55 198H61ZM75 197V198H76ZM129 197H132V198H129ZM37 198V197H36ZM78 198V199H79ZM204 198V197H203ZM225 198H227V197H225ZM106 199V198H105ZM104 199V200H105ZM150 199V198H149ZM154 199H155V197H154ZM205 199V198H204ZM203 199V200H204ZM207 199H209L210 200V198H207ZM65 200H68V199H65ZM80 200V199H79ZM83 200H80V201H83ZM212 200V199H211ZM227 200V199H226ZM34 201V200H33ZM60 201H62V200H56V202H60ZM79 201V202H80ZM103 201V200H102ZM229 201V200H228ZM227 201V202H228ZM35 202V201H34ZM128 202V203H127ZM187 202V201H186ZM213 202V201H212ZM226 202V203H227ZM230 202V201H229ZM28 203V202H27ZM68 203V202H67ZM67 203H66V205H67ZM85 203V202H84ZM92 203H93V201H92ZM103 203H106V202H103ZM220 203V202H219ZM36 204V203H35ZM65 204V203H64ZM71 204V203H70ZM78 204V203H77ZM107 204V203H106ZM218 204V203H217ZM223 204V203H222ZM10 205H12V203L10 204ZM9 205V206H10ZM16 205V204H15ZM25 205V204H24ZM42 205V204H41ZM79 205V204H78ZM100 205V204H99ZM98 205V206H99ZM186 205V204H185ZM215 205V204H214ZM9 206H8V208H9ZM42 206H44V205H42ZM47 206V205H46ZM45 206V207H46ZM53 206V205H52ZM51 206V207H52ZM59 206V205H58ZM63 206V205H62ZM94 206H95V204H94ZM100 206H102V205H100ZM104 206V205H103ZM12 207V206H11ZM23 207V206H22ZM28 207H30L29 205H28ZM34 207V206H33ZM50 207V208H51ZM59 207H61V205L59 206ZM58 207V208H59ZM93 207V206H92ZM91 207V208H92ZM117 207V206H116ZM224 207L226 208V204L224 205ZM230 207V209H231V206H229ZM42 208V207H41ZM48 208H49V206H48ZM49 208V209H50ZM63 208V207H62ZM66 208V207H65ZM81 208V207H80ZM102 208V207H101ZM183 208V207H182ZM190 208V207H189ZM223 208V207H222ZM224 208V209H225ZM241 208V207H240ZM7 209V208H6ZM21 209H23V208H21ZM54 209V208H53ZM67 209V208H66ZM70 209V208H69ZM89 209V208H88ZM94 211H97L96 210V208L94 207ZM175 208H173L172 209V207H165L164 208V213L165 214H167L168 212L169 213H171L173 210H174ZM224 209H222V210H224ZM229 209V208H228ZM229 209V210H230ZM233 209V210H232ZM230 211H234L235 213H236V210H237V208H232ZM24 210V209H23ZM22 210V211H23ZM102 210V209H101ZM118 210V209H117ZM185 210V209H184ZM219 210V209H218ZM1 211V210H0ZM10 211V209L8 210V212ZM54 211V210H53ZM58 211H59V209H58ZM84 211V210H83ZM103 211H105V210H103ZM107 211H110V210H107ZM113 212H114V210H112ZM226 211V210H225ZM252 211V210H251ZM1 212H3V213H1ZM0 212V216H2L3 214H5V211H1ZM14 212H16V211H14ZM24 212V211H23ZM50 212V211H49ZM73 212V211H72ZM123 212V211H122ZM137 212V211H136ZM220 212V211H219ZM222 213H221V216L222 215H224L223 213H224V211H221ZM227 212H229V211H227ZM243 212L244 213H246V218L245 219H243L244 221H251V217H249V210L247 209V208H245L244 210H243ZM253 212V211H252ZM10 213H12V212H10ZM19 213V212H18ZM21 213V212H20ZM55 213V212H54ZM58 213V212H57ZM100 213V212H99ZM106 213V212H105ZM235 213H233L234 215H235ZM239 213V212H238ZM9 214V213H8ZM14 214V213H13ZM59 214V213H58ZM80 214V213H79ZM83 214V213H82ZM113 214V213H112ZM118 214V213H117ZM120 214V213H119ZM161 214V213H160ZM228 214V213H227ZM252 214V213H251ZM260 214H261V212H260ZM10 215V214H9ZM22 215V214H21ZM35 215H37V214H35ZM35 215H33L32 217H34ZM39 215V214H38ZM71 215V214H70ZM75 215H77V214H75ZM86 215V214H85ZM84 215V216H85ZM97 215V214H96ZM105 215V214H104ZM108 215V214H107ZM120 215H122V214H120ZM119 215V216H120ZM190 215V214H189ZM231 215H232V213H231ZM231 215H229L228 217H219V218H217V222L219 223L223 218H224V224H226V225H230V222L232 221V218H231ZM6 216L8 217V215L6 214L5 215V218H6ZM58 216H60V215H58ZM78 216V215H77ZM80 216V215H79ZM83 216V217H84ZM87 216V215H86ZM115 216V215H114ZM166 216V215H165ZM169 216V215H168ZM3 217V216H2ZM15 217V216H14ZM40 217V216H39ZM51 217V216H50ZM82 216H81V218H83ZM92 217H93V215H92ZM98 217H99V215H98ZM104 217V216H103ZM103 217H101V218H103ZM108 217V216H107ZM255 217H258V214L255 216ZM13 218V217H12ZM45 218V217H44ZM54 218V217H53ZM86 218V217H85ZM95 218V217H94ZM100 218V217H99ZM99 218H97V219H99ZM106 218V217H105ZM118 218V217H117ZM182 218H184V217H182ZM185 218H186V215H185ZM212 218V217H211ZM236 218V217H235ZM1 219V218H0ZM8 219V218H7ZM22 219H24V218H22ZM46 219V218H45ZM51 219V218H50ZM55 219H57V218H55ZM78 220H79V217L77 218ZM119 219V218H118ZM161 220H167L165 217H161L160 218ZM171 220H176L177 221V224L180 226V228H182V227H185L184 225H182V223H181V225L179 224V219H181V217L180 216H176L175 218L173 217V218H170ZM188 217L186 218V222H188ZM260 219L262 220V221H264V216H262V214H261V217H260ZM16 220V219H15ZM34 220H36L35 218H34ZM44 220V219H43ZM94 220V219H93ZM109 220V219H108ZM46 221H49V222H51V220H46ZM61 221V220H60ZM63 221H64V219H62V223H63ZM74 221H76V220H74ZM73 221V222H74ZM90 221V220H89ZM124 221V220H123ZM155 221V220H154ZM194 221V220H193ZM262 221H260V222H262ZM2 222V221H1ZM1 222H0V224H1ZM10 222V221H9ZM22 222H23V220H22ZM41 222V221H40ZM43 222V221H42ZM59 222V221H58ZM65 222V221H64ZM78 222V221H77ZM80 222V221H79ZM83 222H85V220H83ZM99 222V221H98ZM112 222V221H111ZM117 222V221H116ZM172 222V221H171ZM11 223V222H10ZM20 223V222H19ZM19 223H17V224H19ZM93 223V222H92ZM91 223V224H92ZM228 223V224H227ZM232 223V222H231ZM64 224V223H63ZM77 224V223H76ZM84 224V223H83ZM86 224H87V222H86ZM85 224V225H86ZM89 224V223H88ZM116 225H117V223H115ZM188 224V223H187ZM192 224V223H191ZM217 223H215L214 225H216ZM242 224V223H241ZM21 225V224H20ZM56 225V224H55ZM119 225V224H118ZM117 225V226H118ZM120 225H123V224H120ZM129 225V224H128ZM133 225V224H132ZM135 225V224H134ZM236 225V224H235ZM227 226V227H211L209 230H207V233L204 235V237L205 236H207V235H212L211 237H209L208 238V240H210V242H212L215 246H223V250H224V248L225 249H227V250H230V251H236V252H239V253H241L243 256H248V257H250V258H252V260H255L254 262H264V224H254L253 226H251V227H245V226H238V228H235L236 226ZM11 226V225H10ZM13 226V225H12ZM80 226V225H79ZM103 226H105V225H103ZM109 226V225H108ZM190 226V225H189ZM247 226V225H246ZM5 227V226H4ZM4 227H1V225H0V238L1 239H3L2 237L5 235V234H8V233H6L7 231H12L14 228L13 227H8L6 230H4L5 228ZM48 227H49V224H48ZM98 227H100V226H98ZM111 227V226H110ZM121 227V226H120ZM133 227V226H132ZM41 228V227H40ZM109 228V227H108ZM122 228V227H121ZM137 228V227H136ZM186 228H187V226H186ZM47 229V228H46ZM81 229V228H80ZM94 229V228H93ZM100 229V228H99ZM123 229V228H122ZM128 229V228H127ZM134 229H135V227H134ZM138 229V228H137ZM203 229V228H202ZM96 230V229H95ZM121 230V229H120ZM120 230L118 231V228H117V230L116 231H118V232H120ZM130 230V229H129ZM56 231H57V233L59 234V235H62V236H64L65 238H68V239H72V238H74L73 236H74V234H76V233H74V232H77V233H80V231H78V230H74L73 228H67V227H65V228H63V227H61V228H57L56 229ZM102 231V230H101ZM139 231V230H138ZM103 232V231H102ZM124 232V231H123ZM127 232V231H126ZM100 233V232H99ZM134 233H135V231L134 232H132L129 236V238H124V239H122L121 240V242H122V244H120L121 245V247H123L124 248V250L125 251H122V253L121 254H119V256H117V257H115V258H110L109 256H114V255H117V253L115 252V251H113V248L117 245V243H119L118 241H116V242H113V241H109V240H106L105 241V239L104 238H100V237H98V236H96L97 237V239H93V240H88L87 242H85V243H83L81 246H79V247H77V248H82L83 249V252L85 253V254H87V253H89V250L90 249H88L89 248V245H94V248L93 249H91V250H93L92 252H90V253H93V254H96V253H99V254H103V255H105V256H108V258L109 259H107L106 260V264H125L124 262L125 261H127V254L128 253H126V252H128V248L129 249H131L130 247H128V245H129V243L127 244L126 242H125V240H127V241H132L133 242V240H135L132 244L133 245H135L137 248L136 249H134V248H132L131 250H140V251H142L143 253H145V254H149L148 255V257H150V256H153V255H155V254H159V253H161V252H165V250H166V248L167 247H160L159 245H157V244H153V240H150V242H148V241H139V239H143L141 236H134ZM93 234H94V232H93ZM101 234V233H100ZM112 234V233H111ZM133 234V235H132ZM143 234V233H142ZM54 235V234H53ZM90 236L92 235L91 233L89 234ZM95 235H98V233L96 234L95 233ZM186 235V234H185ZM228 235H230V236H228ZM21 236V235H20ZM93 236V235H92ZM90 237V238H93V237ZM106 236V235H105ZM117 236V235H116ZM120 236H122V235H120ZM131 236H133V237H131ZM47 237V236H46ZM50 237V236H49ZM75 237H76V235H75ZM110 237V236H109ZM114 237V236H113ZM48 238V237H47ZM58 238V237H57ZM56 238V239H57ZM87 238H89V237H86V239ZM50 239V238H49ZM55 239V240H56ZM59 239H60V237H59ZM50 240H52V239H50ZM73 240V239H72ZM72 240L70 241V242H72ZM75 240V239H74ZM79 240H81V239H79ZM117 240V239H116ZM120 240V239H119ZM149 240V239H148ZM205 240V239H204ZM78 241V240H77ZM77 241H75V242H77ZM15 242V241H14ZM56 242V241H55ZM136 242H138V243H141V244H145V245H147V246H139V244H136ZM193 243V242H192ZM56 244H58V242L56 243ZM64 244V243H63ZM76 244V243H75ZM67 245V244H66ZM77 245V244H76ZM79 245V244H78ZM171 246V245H170ZM178 246H179V248L181 249V250H178V249H176V250H174V252H176L178 255H180V257L181 258H183V257H185V255H186V253L188 252V250H190V252L191 253H197V254H199V255H202V253H204L202 250H201V248H200V246H193V244H178ZM208 246V245H207ZM210 246V245H209ZM4 247V246H3ZM70 247V246H69ZM132 247V246H131ZM174 247H176V246H174ZM218 247V248H219ZM76 248V249H77ZM69 249V248H68ZM71 249V248H70ZM75 249V250H76ZM226 250V251H227ZM71 252H72V250H70ZM204 251H207L206 249H204ZM210 251V253H209V255H208V257H210V261H214V263L213 264H221L220 262H222V261H220L219 259H218V257H217V255L215 254V252H213L212 250H209ZM75 252V251H74ZM73 252V253H74ZM182 252V253H181ZM70 253V252H69ZM73 253L72 254H70V255H68L66 258L65 257H63L62 258V260H58V262L57 261H55V262H52V263H50V264H79V263H73L72 261H71V257L73 256ZM206 253V252H205ZM207 253V254H208ZM206 254V255H207ZM129 255V254H128ZM223 255V254H222ZM1 256V255H0ZM61 256V255H60ZM132 256H135L134 254H131L130 255V258L132 257ZM99 257V256H98ZM104 256H102V257H99L98 259H96V261L95 262H91V263H88V264H101L100 262H101V258H103ZM120 257V258H119ZM122 257H124V259H121ZM135 257H137V255L135 256ZM164 256H161L160 258H163ZM248 257H244V258H246V259H248ZM129 258V259H130ZM172 258H174V257H172ZM171 258V259H172ZM204 258H206L207 259V257H203L202 258V262H203V259ZM254 258V259H253ZM193 259V258H192ZM212 259H214V260H212ZM124 262H123V261ZM116 261V262H115ZM194 261H195V259H194ZM209 261V260H208ZM77 262V261H76ZM189 263V262H188ZM195 263V262H194ZM81 264H83V263H81ZM204 264V263H203ZM248 264H252V263H248Z\"/></svg>","mask_w":264,"mask_h":264},{"label":"water","instance_id":"95a60500","mask_svg":"<svg viewBox=\"0 0 264 264\" xmlns=\"http://www.w3.org/2000/svg\"><path fill=\"white\" fill-rule=\"evenodd\" d=\"M11 45H13V44H11ZM7 46H9V45H7ZM1 60H3V59H1ZM1 62H2V64L5 63V64H9V65H12V66H15L16 65V62L11 61V60H5V61H1ZM33 112L35 113V115L37 117V120L40 123L39 124L40 126L42 124L45 129L46 128H52V127H49L46 124L45 120L40 115H38L36 109H34ZM53 129H54L55 132H57V129L56 128H53ZM55 148H54V156L56 157V159H58L57 156H58V153H59V144H58V147H57L58 148L57 151L55 150ZM56 164H57V162H54L53 167H55ZM125 242L127 244H128V242L131 244V245L130 244L128 245V247H130L131 249L132 248H134V249L137 248L135 245L132 244L134 241L132 242L130 240L129 241L125 240ZM120 244H122L121 241L119 243H117V245L113 248V251H115L117 253V255L109 256L110 258H115V257L119 256V254H121L122 251H125L124 248L121 247ZM175 246L176 247H172V248L168 247V248H166L165 252H161L159 254L157 253L156 255H153V256H150V257H148L147 254L143 253L140 250H131V249L128 248V252H126V253H128L130 255L131 254H134L135 256L137 255V257H139V258L138 259H127V261H125V262L123 260L122 261L124 263H130V264H184V263L190 262V258H193V259L196 260V263L197 264H203L201 255H199V254H197L195 252L194 253H191L190 250H188V252L186 253L185 257L181 258L180 256L177 255L176 252H174V250H176V249H178V250H181V249L179 248L178 245H175ZM93 248H94V245H92V246L89 245V248L88 249L91 250ZM98 256L99 257L104 256L103 258H101V262H100L101 264H106V260L109 259L108 256H105V255L99 254V253H96V254L87 253V254H85L83 252V249L82 248H77L75 250V252L73 253V256L71 257V261L73 263L88 264V263H91V262H95L96 259L99 258ZM161 256H164V257L163 258H160ZM81 257H83V258H81ZM172 257H174V258H172ZM121 259H124V258H121ZM192 263H194V262H192Z\"/></svg>","mask_w":264,"mask_h":264},{"label":"crops","instance_id":"0c3cea01","mask_svg":"<svg viewBox=\"0 0 264 264\" xmlns=\"http://www.w3.org/2000/svg\"><path fill=\"white\" fill-rule=\"evenodd\" d=\"M263 5V4H262ZM264 6V5H263ZM253 157H254V155H253ZM258 157H260L259 155H258ZM240 159V158H239ZM250 159V158H249ZM237 161V160H236ZM262 160H260L259 162H261Z\"/></svg>","mask_w":264,"mask_h":264}]
</instances>
